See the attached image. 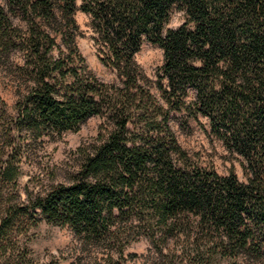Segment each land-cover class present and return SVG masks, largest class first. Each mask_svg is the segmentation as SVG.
Listing matches in <instances>:
<instances>
[{
  "label": "trees",
  "instance_id": "obj_1",
  "mask_svg": "<svg viewBox=\"0 0 264 264\" xmlns=\"http://www.w3.org/2000/svg\"><path fill=\"white\" fill-rule=\"evenodd\" d=\"M79 9L118 81L80 51ZM176 10L185 22L166 29ZM146 41L164 51L154 82L135 59ZM0 65L18 82L0 139V264H35L26 238L41 220L108 252L146 235L159 252L173 242L170 264H264V0H2ZM200 115L243 156L247 181L181 145L175 124ZM95 116L69 181L23 194L24 146Z\"/></svg>",
  "mask_w": 264,
  "mask_h": 264
},
{
  "label": "rangeland",
  "instance_id": "obj_2",
  "mask_svg": "<svg viewBox=\"0 0 264 264\" xmlns=\"http://www.w3.org/2000/svg\"><path fill=\"white\" fill-rule=\"evenodd\" d=\"M80 4L81 0H78V5ZM75 19L79 25L77 45L90 67L102 80L118 81L116 70L101 59L104 57V47L97 41V35L91 26V15L79 9ZM185 20L184 12L176 10L166 29H175ZM135 59L145 76L151 82L156 81L158 69L164 62L163 49L158 44L146 41L136 53ZM14 60L21 63L22 55L15 54ZM17 84L9 71L0 65V139L3 138L12 116L16 114ZM155 92L158 91L155 89ZM179 115L183 117L186 113ZM199 120L200 123L192 117L188 118V130H183L179 124H175L178 139L190 157L201 166L215 169L220 175L233 171L240 181H247L244 166L246 161L243 156L229 150L224 142L211 132L205 116L200 115ZM101 122L100 117H91L78 131H67L60 137H44L24 146L29 155L22 164L19 179L22 193L26 187L30 190H40L41 187L53 183L68 182L70 174L79 164V147L97 136ZM26 240L35 264H170L173 251L169 248H174L171 242L168 249L164 248L159 252L148 236L135 235L122 254L116 247L108 252L106 244L86 243L69 226H58L45 220H41L30 230ZM174 260L179 264L180 259L174 257ZM242 262L250 263L246 259ZM251 264L262 263L254 261Z\"/></svg>",
  "mask_w": 264,
  "mask_h": 264
}]
</instances>
